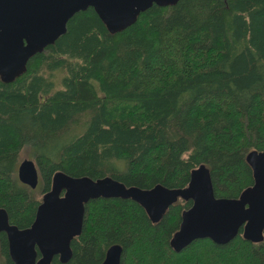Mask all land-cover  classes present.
Listing matches in <instances>:
<instances>
[{"label":"trees","instance_id":"1","mask_svg":"<svg viewBox=\"0 0 264 264\" xmlns=\"http://www.w3.org/2000/svg\"><path fill=\"white\" fill-rule=\"evenodd\" d=\"M24 149L35 189L18 179ZM253 150L264 152V0L154 4L115 33L89 7L23 73L0 78V208L19 229L57 172L180 189L205 165L215 196L237 198L253 184ZM191 204L178 199L153 222L130 199H92L70 259L51 264H101L114 244L120 264H264V231L254 243L242 227L226 244L197 239L175 252L170 240ZM0 264H14L3 232Z\"/></svg>","mask_w":264,"mask_h":264},{"label":"water","instance_id":"2","mask_svg":"<svg viewBox=\"0 0 264 264\" xmlns=\"http://www.w3.org/2000/svg\"><path fill=\"white\" fill-rule=\"evenodd\" d=\"M178 0H0V78L10 82L26 69L28 59L53 44L66 31L67 21L91 7L111 33L132 25L152 5H173ZM246 162L252 169L253 184L237 198L216 197L209 169L200 165L190 173L189 183L180 189L155 185L150 189L126 187L111 178L93 180L57 172L51 188L39 203L31 226L19 229L9 223L0 208V233L6 234L9 256L14 264H51L53 257L67 262L71 240L81 233L85 204L97 198L130 199L144 208L151 221H158L178 199L190 200L181 215L170 245L181 251L192 241L210 239L215 244L231 241L242 227L251 242L263 240L264 152L250 151ZM18 179L35 189L38 171L25 159L17 169ZM122 247H108L101 264H120ZM40 253L38 258L37 253Z\"/></svg>","mask_w":264,"mask_h":264},{"label":"rangeland","instance_id":"3","mask_svg":"<svg viewBox=\"0 0 264 264\" xmlns=\"http://www.w3.org/2000/svg\"><path fill=\"white\" fill-rule=\"evenodd\" d=\"M25 159H28V160H33V158L31 157V154H30V151L29 150H22L19 154V164L21 163V161L25 160ZM20 181V180H19ZM21 182V181H20ZM22 183V182H21ZM24 184V183H22ZM25 185V184H24ZM28 186V185H27ZM29 187V186H28Z\"/></svg>","mask_w":264,"mask_h":264},{"label":"flooded vegetation","instance_id":"4","mask_svg":"<svg viewBox=\"0 0 264 264\" xmlns=\"http://www.w3.org/2000/svg\"><path fill=\"white\" fill-rule=\"evenodd\" d=\"M38 181H39V176H38Z\"/></svg>","mask_w":264,"mask_h":264}]
</instances>
